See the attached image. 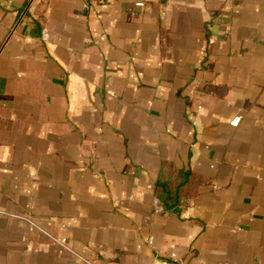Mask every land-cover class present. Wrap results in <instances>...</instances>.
Returning a JSON list of instances; mask_svg holds the SVG:
<instances>
[{
    "label": "crops",
    "instance_id": "0c3cea01",
    "mask_svg": "<svg viewBox=\"0 0 264 264\" xmlns=\"http://www.w3.org/2000/svg\"><path fill=\"white\" fill-rule=\"evenodd\" d=\"M157 259L264 264V0H0V264Z\"/></svg>",
    "mask_w": 264,
    "mask_h": 264
},
{
    "label": "built area",
    "instance_id": "2783aa9c",
    "mask_svg": "<svg viewBox=\"0 0 264 264\" xmlns=\"http://www.w3.org/2000/svg\"><path fill=\"white\" fill-rule=\"evenodd\" d=\"M136 6L141 8V7H144L145 5H144V3H138ZM155 206H156V211L157 212H161L163 210L161 208L160 202L158 200H156ZM53 240L56 243H58V244L62 245L63 247H65V244L63 243L62 240L55 239V238H53ZM153 264H176V263H173L171 261H160V260L157 259ZM226 264H231V263H226Z\"/></svg>",
    "mask_w": 264,
    "mask_h": 264
}]
</instances>
